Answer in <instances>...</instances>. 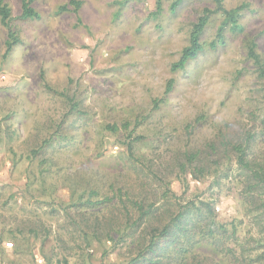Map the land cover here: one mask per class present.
<instances>
[{
    "label": "rangeland",
    "instance_id": "374dc122",
    "mask_svg": "<svg viewBox=\"0 0 264 264\" xmlns=\"http://www.w3.org/2000/svg\"><path fill=\"white\" fill-rule=\"evenodd\" d=\"M4 2L19 43L7 54L0 18V264H124L110 241L91 238L86 247L79 225L104 217L120 190L136 196L147 186L161 197L162 178L184 203L210 202L232 241L258 237L235 162L219 182L178 176L173 159L158 164L221 128L252 131L253 148L264 151V82L247 47L255 44L264 59V0H224L227 9L248 5L239 17L244 31L225 26L218 42L224 18L213 15L204 50L177 70L193 24L215 9L213 0H161L160 10L158 0H35L32 20L20 18L21 0ZM132 142L144 166L129 156ZM107 197L113 202L92 204ZM193 241H179L188 257L221 263L216 242ZM251 245L253 257L264 252L259 238Z\"/></svg>",
    "mask_w": 264,
    "mask_h": 264
},
{
    "label": "trees",
    "instance_id": "16d2710c",
    "mask_svg": "<svg viewBox=\"0 0 264 264\" xmlns=\"http://www.w3.org/2000/svg\"><path fill=\"white\" fill-rule=\"evenodd\" d=\"M21 2L20 18L22 20L37 18V12L33 7L35 0H21ZM213 2L216 5L215 9H205L198 22L193 24L190 45L183 50L173 70L185 68L189 61L196 59L204 50L202 35L213 15L224 18L223 25L218 30V42L223 43L225 40V26H230V30L236 34L244 31L239 17L240 12L248 6L247 4L235 9H227L224 0H213ZM71 4L76 10L81 5L76 1H72ZM157 8L161 9V0H158ZM62 9L67 10L68 6ZM0 18L2 25L9 30V39L6 43L7 54H9L19 43V39L12 30L11 9L4 0H0ZM247 47L248 58L257 66V77L264 82V59L257 54L255 44L248 43ZM172 85L173 80H170L167 91L171 90ZM111 130L115 132L117 127L114 126ZM254 140L250 130L230 132L228 129L221 128L206 144L192 146L190 142H187L185 150L173 154L170 159L161 157L158 165L170 167L173 159L175 165L178 164V176L189 173L196 179L213 176L218 181L222 170L225 167L226 170L229 169L231 162H235L241 172L243 196L249 205L247 216L254 222L253 228L258 230V237L251 235L243 240L237 237L232 241V236L228 235L227 226L218 223L212 215L213 206L210 202L200 201L201 207H196L194 202L184 203L179 195L171 193L168 188L169 183L162 178L161 182L164 185L161 197H157L159 192H152L147 186H141L136 196L126 192L124 197L123 191L120 190L119 195L114 196V199L118 198L119 205L115 203L110 206L104 217H95L93 220L86 217L84 226L81 224L80 228L78 227L86 247L91 246V238L99 243L105 240L110 241L121 247V256L125 258L124 264H264V252L253 257V252L258 249L250 247L251 243L259 238L263 244L260 248H264V151L259 153L255 151ZM47 143L48 141L44 142V144ZM132 145L133 142L127 145L129 156L136 163L144 166L143 159L135 155ZM34 154L37 155L38 151H34ZM162 170L160 169V174ZM97 195L96 191H92L89 199L92 200ZM97 202L92 204L105 205L112 203L113 198L107 197ZM192 217H198V219L192 227L185 226ZM235 230L236 228L232 235H235ZM192 238L194 241L191 247L198 246L209 238L211 242H216L215 244L221 247L220 253L223 255L221 263L215 262L210 257H188L186 255L188 247L179 246V241ZM223 240H228L230 243L223 245ZM168 250H173V254H170Z\"/></svg>",
    "mask_w": 264,
    "mask_h": 264
}]
</instances>
